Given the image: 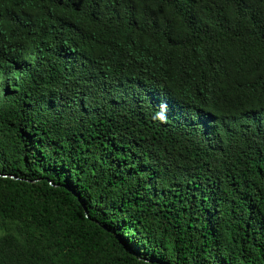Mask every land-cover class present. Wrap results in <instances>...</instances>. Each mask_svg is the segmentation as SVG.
I'll return each instance as SVG.
<instances>
[{
	"label": "trees",
	"instance_id": "1",
	"mask_svg": "<svg viewBox=\"0 0 264 264\" xmlns=\"http://www.w3.org/2000/svg\"><path fill=\"white\" fill-rule=\"evenodd\" d=\"M0 264H264V0H0Z\"/></svg>",
	"mask_w": 264,
	"mask_h": 264
}]
</instances>
